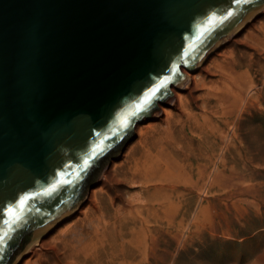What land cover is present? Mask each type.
<instances>
[{"label":"water","instance_id":"1","mask_svg":"<svg viewBox=\"0 0 264 264\" xmlns=\"http://www.w3.org/2000/svg\"><path fill=\"white\" fill-rule=\"evenodd\" d=\"M263 2L0 0V264H17L64 220L136 124L186 80L182 66L193 70Z\"/></svg>","mask_w":264,"mask_h":264},{"label":"rangeland","instance_id":"2","mask_svg":"<svg viewBox=\"0 0 264 264\" xmlns=\"http://www.w3.org/2000/svg\"><path fill=\"white\" fill-rule=\"evenodd\" d=\"M214 49L199 70L194 88L184 93V105L171 107L167 118L136 132L100 171L76 210L39 244L32 243L17 264H118L132 247L139 250L136 262L142 264H164L165 258L166 264H264V12L236 39L216 52ZM223 67H236L247 81L248 100L232 116L234 123L225 125L230 133L238 132L237 144L241 146L238 163L228 173L246 178L223 181L213 191L187 190L182 202L175 199V208L165 207L172 187L164 189L159 176L149 180L151 172L144 174L140 168L147 158L151 161L152 154L160 153L172 162L176 171L172 180H178L177 175L187 174L198 162L209 161L211 152H220L221 138L212 136L202 142L188 114L202 112L207 88L215 84ZM164 143L169 148L161 152ZM241 157L247 160L246 169ZM107 166L111 169L104 176ZM94 191L98 201L82 212ZM101 211L105 220L100 231L105 234L101 233L98 248L92 251L84 246L88 237L83 234L90 229L89 238L97 235L98 221L93 218ZM150 213L151 221L146 222ZM171 219L172 225L167 226ZM181 224L184 230L178 228Z\"/></svg>","mask_w":264,"mask_h":264},{"label":"bare ground","instance_id":"3","mask_svg":"<svg viewBox=\"0 0 264 264\" xmlns=\"http://www.w3.org/2000/svg\"><path fill=\"white\" fill-rule=\"evenodd\" d=\"M262 12H264V2L254 12H252V14L249 17H247L244 21H242L237 27L233 28L230 32H228L226 35L220 38L218 42L210 49V51L204 56V58L197 64V66L193 70H190L187 66H182V71L187 74L186 80L179 87H177L175 84L171 85L170 89L174 92V95L171 96L169 99H167L164 103L162 101H158L157 104L160 108L152 115L145 117L140 122H138L135 126V132L142 133L144 131V127L147 128L148 126L156 123L157 120H160L162 118L163 119L167 118L171 114V107L180 106V105L183 106L184 93L188 89L194 88L197 80L196 79L197 74L199 70L204 68L207 60L209 59L210 56L209 53L211 52V50L215 47L214 51L216 52L222 47V45H224L228 41H232L236 39L239 36L240 32H242V30L247 25H249V23H252ZM221 73L222 74H219V78L216 79L215 84L211 87L208 86L207 88L208 95L203 99L202 112L200 113L198 112L195 114L193 113L192 115L191 113L190 115L188 114L189 122L193 127L194 131L201 134L200 140L202 142L209 140L212 136L221 138L220 152L219 151L218 153L216 151L211 152L209 155V161H206L205 163L198 162L197 166L196 167L193 166V168L190 169L187 174L177 175L180 176L178 180H172V176L176 174V171L172 169L173 168L171 165L172 162L169 159L163 158L162 157L163 154L160 153L152 154L151 161L149 158H147V160L143 162L142 167L140 168L141 171H144V174H149L151 172V176L149 177V180H155L156 179L155 176H159L161 185L164 189L168 190L172 187L171 188L172 191L166 195V200L168 199L169 203L167 204V202L165 201V203L163 204V206L165 207H167V205H171V207L175 208V199H179L178 202H182L184 196H186L187 194L186 192L187 190L191 191L193 189H196L199 191L201 190L213 191L214 187L223 181H225V183H232L235 180V178L238 181L241 180L244 181V179L246 178V176L241 173L238 176H233L232 174L228 173L229 168H234L238 163V162L236 163L235 160L237 159L236 156L241 155V149H240L241 146L239 147L237 144V138L239 137L238 132L236 131L234 133H230L228 129L225 128V125L234 123V119H232V116L236 114L237 110L239 109L242 110V105L240 104L248 100L249 92H246L247 81H244L242 73H240L236 69V67H231V68L223 67L221 69ZM251 81L253 80L251 79ZM251 87H253V84H251ZM211 98H214L215 102L212 103ZM164 114L165 117H163ZM144 121H147L146 122L147 124H142ZM129 141H127L126 145L129 143ZM172 143L173 141H171L170 144ZM164 144L161 147V152L169 148V146L166 143ZM125 146L123 147V149L125 148ZM123 149L121 151H123ZM258 149L259 152L262 151L261 145L258 147ZM119 154L120 153L115 154L113 158L118 156ZM176 155H179L177 150H176ZM241 160L243 161V162L241 161L243 163V169H246L248 167L247 160L243 159L242 157ZM108 163L109 161L104 165V167ZM110 169H111L110 166L109 167L107 166L105 168L103 173L104 176L107 175V172H109ZM195 174H197L196 177ZM92 186L90 187L92 188ZM85 194L73 206V208L69 212H67L65 218L71 215L76 210V208L80 205L81 201L83 200ZM211 196L213 197L214 194H212ZM90 200L91 203L84 206L83 209L82 207H79L80 209H82V212L86 210L87 206L88 207L95 206L94 203L98 201L95 191H94V195H92ZM177 206L178 205H176V207ZM181 206L183 207V205ZM178 210H180V206ZM198 212H196V215ZM95 216L96 217L93 218V220L98 221L96 225L97 235L93 236L92 238H89V235L91 233L90 229L88 230V232H85L83 234L88 237V240L85 241L86 245L84 246H86V248L87 246H89L90 250L92 251L93 250L95 251L96 248H98L97 245L98 242L101 240L100 237L101 233L105 234V232L100 231L101 227L104 226V222H103V220H105L104 211H101L100 214ZM151 217L152 214L150 213L149 218L146 220V222H150ZM93 220L92 223L94 222ZM169 225H172V219L169 220V224L167 223V226ZM178 228L180 230H184L185 227L183 226V224H181L179 225ZM50 230L44 233L43 235L41 234L40 236H38L32 243H35V245L39 244V240H41L44 236H46L50 232ZM96 236H97V242L95 241ZM106 236L107 235H104L105 240H106ZM81 240L84 241L85 236L82 237ZM30 245L28 246V248L30 247ZM138 251L139 250H137L135 247H132L131 249H129V252L127 253L128 257L124 258V260H122L121 262L118 261L117 263L142 264L141 261L136 262V259H138V255H139ZM163 261L164 264L167 263L166 258Z\"/></svg>","mask_w":264,"mask_h":264},{"label":"snow or ice","instance_id":"4","mask_svg":"<svg viewBox=\"0 0 264 264\" xmlns=\"http://www.w3.org/2000/svg\"><path fill=\"white\" fill-rule=\"evenodd\" d=\"M236 2L237 3H241V2L248 3V2H250V0H236ZM232 15H233V13L231 11H229L226 16L220 18V22H223V20L227 19L228 17H230ZM215 19L216 18L213 17L212 21H210V23L215 21ZM168 82H169L168 80H162L158 85H156V87H154L149 92H147L143 96L142 101L137 103V105L135 106V109L133 111H130V112H128V113H126L124 115V117L120 121V128L121 129L126 128L129 125V123L131 122L130 121V117L136 116L139 112L143 111L148 105H150L152 100L156 97V94L158 92H160V90L162 88H165ZM98 150L99 151H103V148H99ZM85 164H87V161H85ZM27 199L28 198L26 197V198H24V199H22L20 201V205H19L20 210L23 209L24 204H25ZM9 215L13 218V222L20 218L18 213L15 210H12V209L9 210Z\"/></svg>","mask_w":264,"mask_h":264}]
</instances>
